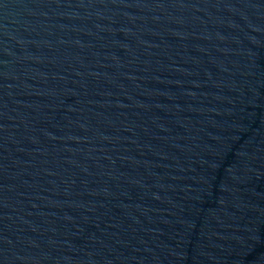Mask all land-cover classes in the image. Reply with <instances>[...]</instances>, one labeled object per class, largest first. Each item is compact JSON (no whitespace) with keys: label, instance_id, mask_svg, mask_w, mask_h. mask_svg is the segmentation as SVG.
<instances>
[{"label":"water","instance_id":"water-1","mask_svg":"<svg viewBox=\"0 0 264 264\" xmlns=\"http://www.w3.org/2000/svg\"><path fill=\"white\" fill-rule=\"evenodd\" d=\"M0 264H264V0H0Z\"/></svg>","mask_w":264,"mask_h":264}]
</instances>
